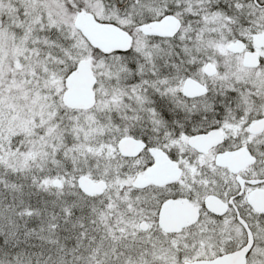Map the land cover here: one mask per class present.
Here are the masks:
<instances>
[{
  "label": "snow or ice",
  "instance_id": "6c2138e0",
  "mask_svg": "<svg viewBox=\"0 0 264 264\" xmlns=\"http://www.w3.org/2000/svg\"><path fill=\"white\" fill-rule=\"evenodd\" d=\"M0 264H264V0H0Z\"/></svg>",
  "mask_w": 264,
  "mask_h": 264
}]
</instances>
